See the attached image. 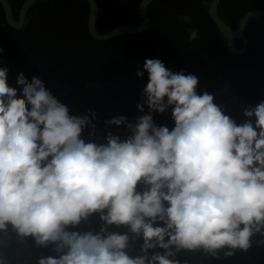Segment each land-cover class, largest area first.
Segmentation results:
<instances>
[{"label":"clouds","instance_id":"obj_1","mask_svg":"<svg viewBox=\"0 0 264 264\" xmlns=\"http://www.w3.org/2000/svg\"><path fill=\"white\" fill-rule=\"evenodd\" d=\"M197 38L190 29L189 41ZM8 72L0 67V246L13 237L19 247H51L36 264H187L180 253L219 259L247 252L256 237L264 245V100L237 124L213 94L197 93L196 75L146 59L137 108L148 114L105 121L131 134L109 132L98 145L82 139L96 131L94 110L70 115L23 72L18 96ZM169 108L171 130L152 115ZM94 214L98 232L76 230Z\"/></svg>","mask_w":264,"mask_h":264},{"label":"trees","instance_id":"obj_2","mask_svg":"<svg viewBox=\"0 0 264 264\" xmlns=\"http://www.w3.org/2000/svg\"><path fill=\"white\" fill-rule=\"evenodd\" d=\"M22 1L9 0L15 18ZM139 1L97 0L96 28L105 32L120 24L139 22ZM210 1L153 0L147 8L146 30L107 40L88 34L85 0H36L20 29L6 23L0 5V67L9 69L10 86L20 90L16 83L20 72L29 80L37 75L69 108L70 115L82 116L91 109L102 113L107 121L111 108L124 105L136 86L147 85L146 72L143 78L136 76L145 60L159 59L174 73L183 70L196 75L198 94L211 91L216 100L239 114L247 105L254 107L264 100V18L256 16L248 21L245 50L230 53L207 13ZM254 8L264 10V0H220L217 13L235 28L241 15ZM184 15L191 17V24L181 21ZM190 29L198 31L194 41L188 39ZM235 43L241 47L239 39ZM101 223L99 214H94L76 230L95 233ZM109 230L121 229L113 226ZM259 239L254 238L247 252L237 251L233 256L221 253L215 259L195 252L180 253L179 259L187 264H264V245L255 243ZM24 259L23 254L10 264Z\"/></svg>","mask_w":264,"mask_h":264},{"label":"water","instance_id":"obj_3","mask_svg":"<svg viewBox=\"0 0 264 264\" xmlns=\"http://www.w3.org/2000/svg\"><path fill=\"white\" fill-rule=\"evenodd\" d=\"M36 0H23L18 9L17 18L14 17L13 7L10 4L9 0H0V5L3 9V14L5 17L6 23L16 29L22 28L26 13L29 7ZM88 5L89 14L86 21V28L88 34L96 40H107L114 36L120 34H136L146 30L149 27V16L147 14L148 5L153 0H140L138 9L140 21L136 23H124L117 25L108 31L102 32L96 28V21L98 19L99 5L97 0H85ZM220 0H211L208 4L207 13L212 19L215 27L221 33V35L226 40L227 51L230 53L238 54L242 53L245 50L247 44V36L245 34L246 24L252 17H263L264 10L262 9H250L241 15L239 18L238 24L235 28L230 27L217 13V7ZM239 39L241 42V47H238L235 43V40Z\"/></svg>","mask_w":264,"mask_h":264},{"label":"built area","instance_id":"obj_4","mask_svg":"<svg viewBox=\"0 0 264 264\" xmlns=\"http://www.w3.org/2000/svg\"><path fill=\"white\" fill-rule=\"evenodd\" d=\"M146 87V85L136 86L134 92L132 95L128 97L127 102L122 105L120 108H112L108 111L109 119H112L117 116H125L129 122L135 123L137 118L141 115L148 114L149 110L145 106L144 112L141 113L138 108L137 104L141 102V94L143 89ZM20 90L18 89V96L20 95ZM218 104H222L225 106V114L229 115L233 120L237 122V124H240L243 122L242 117L239 114H236L229 110L225 103L222 101L216 100ZM172 109H167L163 114L160 113H152L153 120H155L158 117H161L162 121H173L172 115H171ZM97 118L92 121L93 124L96 126V131L94 135H89L90 129L86 128L85 131L82 134V139L85 140V142H95L98 145L99 144H106L107 141L105 139L107 133L111 132L113 135H118L121 140L126 139L131 133L127 129L126 126H115V125H107L105 123V116L102 115V113L96 111Z\"/></svg>","mask_w":264,"mask_h":264},{"label":"rangeland","instance_id":"obj_5","mask_svg":"<svg viewBox=\"0 0 264 264\" xmlns=\"http://www.w3.org/2000/svg\"><path fill=\"white\" fill-rule=\"evenodd\" d=\"M139 86H141V85H139ZM209 93L213 94L211 91ZM112 105H113V103H111V105L109 107L111 108ZM121 106H122V103L119 106H116V107H113V108H120ZM241 112H243V111H241ZM239 115L241 116L240 113H239ZM120 229H121L120 231L123 230V228H120ZM9 239H14V238L13 237H9L8 238V242H10ZM27 244H28V247H19L17 245L12 247L11 244L8 243L9 250H8L7 256H5L7 258L6 259L7 264H10L11 262H13L15 260V258H18V257L22 256L23 254L25 256V259H24V261L20 262L19 264H36V263H33V262L31 263L30 259L35 258L36 261H37L39 255L42 254V252L45 253L46 255H50L52 253L51 252V247H48V248H35L34 243L31 240H29L27 242ZM3 254H4V252H3Z\"/></svg>","mask_w":264,"mask_h":264},{"label":"crops","instance_id":"obj_6","mask_svg":"<svg viewBox=\"0 0 264 264\" xmlns=\"http://www.w3.org/2000/svg\"><path fill=\"white\" fill-rule=\"evenodd\" d=\"M241 114V117H242V120L244 121L245 117H243V112H239ZM159 121L154 120V123L159 127V126H167L169 128V130H171L173 127H174V121L171 122V123H167L166 121H162L161 117L158 118ZM10 240V244L11 246H15V242H14V239H9ZM0 250H2L4 252V258L5 260L7 259L5 256H7L8 254V250H9V247L8 246H0ZM16 259V258H15ZM30 262L32 263H36V259L33 258V259H30Z\"/></svg>","mask_w":264,"mask_h":264}]
</instances>
